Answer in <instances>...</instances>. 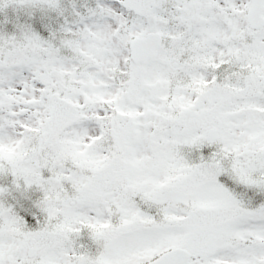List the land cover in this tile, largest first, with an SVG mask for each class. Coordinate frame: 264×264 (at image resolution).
Instances as JSON below:
<instances>
[{"label":"snow or ice","instance_id":"obj_1","mask_svg":"<svg viewBox=\"0 0 264 264\" xmlns=\"http://www.w3.org/2000/svg\"><path fill=\"white\" fill-rule=\"evenodd\" d=\"M0 264H264V0H0Z\"/></svg>","mask_w":264,"mask_h":264}]
</instances>
